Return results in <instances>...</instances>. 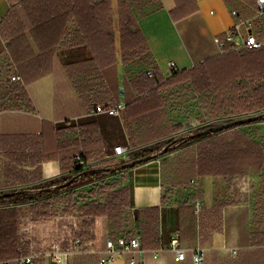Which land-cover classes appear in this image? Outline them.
I'll use <instances>...</instances> for the list:
<instances>
[{
  "label": "crops",
  "instance_id": "crops-1",
  "mask_svg": "<svg viewBox=\"0 0 264 264\" xmlns=\"http://www.w3.org/2000/svg\"><path fill=\"white\" fill-rule=\"evenodd\" d=\"M21 2L0 0V192L25 190L29 195L54 189L53 185L74 174L71 168H61L57 132L61 125L74 123L76 128L84 130L83 137L75 139L74 143L80 144L90 157L86 168L97 166L108 158L114 163H124L120 161L124 156L117 158L114 155L116 145H128L132 150L176 138L182 129L134 144L127 130L125 110L122 117L107 112L95 113L92 99L79 93L66 65L67 61L79 62L83 56L92 53L84 42L73 38L77 29L75 18H60L56 22L51 18L46 24L35 26L32 15ZM110 5L115 65L109 68L111 74L105 88H100L111 92V103L120 101L125 105L137 94V89L129 77V65L123 63L121 56L118 0H110ZM234 7L241 18L254 14L255 7L244 3ZM230 8L225 0H134L132 12L159 75L168 78L175 70L189 68L223 51L224 46L217 43L216 36L224 35L235 21ZM258 18L261 19L257 22V35L264 43V14ZM170 61L175 62L174 70L169 68ZM13 75L20 79H11ZM171 102L167 116L172 124L179 123L184 127L185 122L196 119L173 110ZM253 122H247L248 127ZM255 125L259 126L258 123ZM246 128L237 125L216 134L238 129L261 145L264 143V130L257 129L255 135ZM195 143L176 147L170 155H157L156 151L149 159L127 170L123 168V173L114 178L120 186L131 188L130 217L117 229L107 216H100L90 228L93 238L88 241L75 242L76 231L81 228L80 208L66 212L62 206L63 215L54 213L50 219L34 221L28 215V203L16 204L21 208L19 247L26 246L27 253H38L36 264H100V251L109 237L116 238L132 230L130 234L137 233L142 245L138 210L157 207L156 246L144 248L147 251L143 255V264H193L189 251L183 260H175L169 249H164L157 257L152 256V249L160 244L167 247L174 235L184 247L204 249L202 264H249L251 252L256 258L257 252L260 254L261 264L264 246L255 245L251 234L257 229L264 240V219L260 214L255 216L254 208L264 167L229 180L204 175L173 186L169 161L179 150ZM47 154L51 157L45 160ZM72 162L69 159V165ZM81 176L78 174L76 179ZM99 180L96 177L72 189L89 188ZM163 194L167 199L164 204ZM197 203L200 204L198 210ZM54 243L59 244L57 251L53 250ZM102 264L127 263L123 257H117Z\"/></svg>",
  "mask_w": 264,
  "mask_h": 264
},
{
  "label": "trees",
  "instance_id": "trees-1",
  "mask_svg": "<svg viewBox=\"0 0 264 264\" xmlns=\"http://www.w3.org/2000/svg\"><path fill=\"white\" fill-rule=\"evenodd\" d=\"M133 1L118 0L121 56L123 63L129 65V77L134 88L137 89V94L129 98L125 104L126 126L134 144L158 139L181 129L179 123L170 122L167 108L170 107L171 99L175 98L176 93L185 89L195 99L204 116L210 119L229 120L243 114H248L246 116L259 114L262 117L264 43L255 48L240 50L224 45L221 53L189 68L175 70L171 76L163 78L154 65L145 38L135 21L132 12ZM225 1L230 7L239 3L252 7L257 5V0ZM21 3L27 13L32 15L31 21L35 26L46 24L51 18L52 22L60 18L67 20L72 16L75 18L77 29L73 38L84 42L92 53L83 56L79 62L67 61L69 74L79 93L92 99V104L116 103H111L109 100L111 92L103 90L111 74L109 68L115 65L110 0H22ZM259 19L261 18L254 19L255 34L258 39L259 30L256 26ZM148 69L152 70V74L148 73ZM255 120L257 119L248 122ZM208 125L200 126L192 133ZM57 132L62 170L71 168L73 175L82 174V176L65 187L43 189L42 192L48 196L40 200H30L25 190H14L7 195H1L3 192H0V200L10 202L8 206L0 207V264L5 261H8L7 264H15L16 257L27 253L26 246H23L21 251L18 248L21 208L15 206L16 204L28 203L27 208L34 221L50 219L56 211V206L61 203H64L62 208L66 212L80 208L81 228L76 231L80 243L93 238L90 228L100 216H107L111 225L117 229L130 217L131 188L120 186L117 178L100 179L92 183L89 188L72 189L99 175L119 169L123 163H114L112 158H108L91 168L76 167L75 153H78L85 162L90 160L86 152L80 148V144L74 143L75 139L83 137L84 130L70 123L59 126ZM216 133L208 131L205 134L189 135L177 140L176 144L179 146L196 143L179 150L169 161L173 173L171 183L173 186L183 185L188 179L197 176L214 175L229 180L235 175L263 169L264 143L262 146L238 129ZM173 140L172 138L169 141ZM143 155L142 152L135 153L134 159ZM50 157L47 154L44 158L46 160ZM69 159L73 160L72 165H69ZM73 175L64 180L70 179ZM60 190L66 191L60 192ZM100 197L103 199L100 200ZM166 200V194H163V204ZM254 208L255 216L260 214V218L264 219V178L255 194ZM138 220L143 248L156 246L158 208H140ZM130 233L132 230H127L124 235H131ZM251 237L255 245L264 246L259 230L252 231ZM259 255L257 252L256 258L251 252L248 256L249 264H260ZM37 260L33 264H36ZM261 264L264 262L262 261Z\"/></svg>",
  "mask_w": 264,
  "mask_h": 264
},
{
  "label": "built area",
  "instance_id": "built-area-1",
  "mask_svg": "<svg viewBox=\"0 0 264 264\" xmlns=\"http://www.w3.org/2000/svg\"><path fill=\"white\" fill-rule=\"evenodd\" d=\"M230 14L235 17L233 24L224 32V35L216 36V41L221 46L227 45L231 49H249L255 48L263 44L261 39L256 37L254 32V19L264 14V0H257V5L254 8V14L250 17H239V10L236 7L230 8ZM169 68L175 69V62H169ZM148 73L152 74V70L148 69ZM11 79H20L18 75L11 76ZM95 113L107 112L109 114H115L117 116H123L125 105L118 101L112 105H105L104 103L96 102L93 104ZM192 122H185L184 125L188 126ZM131 148L128 145H116L114 147V155L119 158L125 156ZM75 166L86 168L87 163L80 155H75ZM197 210L200 204L197 203ZM75 242H79V238L75 239ZM59 248L58 243L53 244V250L57 251ZM164 249H169L174 254L175 260H183L187 251L190 252L191 261L193 264H202L204 260V249L200 246L187 248L179 243V239L176 235L172 236L169 240L167 247L158 246L151 250L153 257H157L158 253ZM22 250V247H19ZM147 250L141 245L140 237L137 233L132 235H119L116 238L109 237L105 240V247L100 251L99 263H105L114 260L117 257H123L127 264H143V255ZM235 253V250H232ZM39 257L38 253H26L21 254L15 258V264H33V262ZM5 261L3 264H7Z\"/></svg>",
  "mask_w": 264,
  "mask_h": 264
},
{
  "label": "rangeland",
  "instance_id": "rangeland-1",
  "mask_svg": "<svg viewBox=\"0 0 264 264\" xmlns=\"http://www.w3.org/2000/svg\"><path fill=\"white\" fill-rule=\"evenodd\" d=\"M248 6H250V5H248ZM237 7H239V6H237ZM187 91L188 90L185 89L184 91H180V92L176 93L175 98L171 99V101H172L171 107H174L173 110H175V111H181V113H184V115L189 114L190 116H193L196 119L192 120V123L189 124L188 126L184 125V127L181 128L182 130L176 134V138H174V140L172 142L164 139V140H160L156 143H151L149 145H144V146L132 149L128 154H126L120 160L121 162H127V161L133 160L135 153H138V152H142L144 155H148V154H155V152L157 151L158 152V153L156 152L157 155L158 154L162 155V156L170 155L173 152L174 148L179 147V144H176V143H177V140L180 139L181 137L189 136L190 133L194 132L200 126H204L207 124L210 125V124L219 123V122H223V121L227 120L226 118H219V119H216L213 121L209 120V118L205 117L204 114L202 113V111L199 109V107L195 104V100H194V98L191 97L190 92L189 91L187 92ZM246 115H248V114H243L242 116H239V117H243ZM179 118L181 119V117H179ZM253 123L250 124L249 127H248L247 122L245 124H239L238 126L239 127H247L246 128L247 130H249L250 132L257 135V132L259 130L260 131L264 130V110H263L262 117L257 119L256 122H253ZM255 123H258L259 126H256ZM257 129H259V130H257ZM177 136H180V137L177 138ZM169 147H171V148H169ZM130 167H126L125 170L129 169ZM121 168H122V166H120L119 169L112 171L110 173L99 175L97 178L99 180V179H108L111 177L112 178L119 177L117 175H120L121 173H123L122 171L124 170L123 168H122L123 170ZM89 184H87V185H89ZM63 191H66V190H63ZM60 192H62V190H60ZM47 196H48V194L43 193L42 191H38V192H34V193L29 194L30 200H40V199H43ZM100 198L103 199V197H100ZM8 205H10V202L8 200H0V207L8 206ZM63 205H64V203H61L58 206H56V208H55L56 209V211H55L56 215H63L64 211L61 208ZM77 213H78V209L75 211V215ZM28 215L29 216L31 215L30 211H29ZM70 219H72V218H70ZM65 222L67 223V221H65Z\"/></svg>",
  "mask_w": 264,
  "mask_h": 264
},
{
  "label": "water",
  "instance_id": "water-1",
  "mask_svg": "<svg viewBox=\"0 0 264 264\" xmlns=\"http://www.w3.org/2000/svg\"><path fill=\"white\" fill-rule=\"evenodd\" d=\"M259 117H261L259 114L243 116V117H235V118L223 121V122L210 124L207 127H204L202 129H198L195 133H190L189 135H201V134H205L208 131L209 132H211V131H214V132L222 131V130L237 126L239 124L248 122L250 120L258 119ZM152 155L153 154H148V155H144V156L135 158V159H133L131 161L124 162L121 166H122V168L133 166V165H135V164H137L139 162H142L144 160L149 159ZM77 176L78 175H74L70 179H67V180H64V181H62L60 183H57L56 185H53V188H55V187L56 188L65 187V186L71 184L76 179ZM10 193H12V191L3 192V193H1V195H7V194H10Z\"/></svg>",
  "mask_w": 264,
  "mask_h": 264
}]
</instances>
